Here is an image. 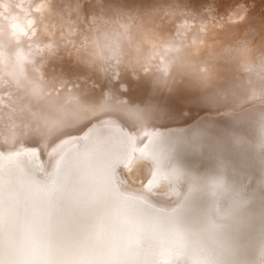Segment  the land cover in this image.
I'll use <instances>...</instances> for the list:
<instances>
[{"label": "rangeland", "instance_id": "374dc122", "mask_svg": "<svg viewBox=\"0 0 264 264\" xmlns=\"http://www.w3.org/2000/svg\"><path fill=\"white\" fill-rule=\"evenodd\" d=\"M140 23L157 29L155 44L140 40ZM165 29L175 47L166 46ZM260 38L261 43H252ZM251 49L250 59L241 65V53ZM213 58L224 68L234 66L229 70L233 79L218 71L210 81L198 83V73H208ZM185 85L190 87L181 90ZM0 98V135L8 141L32 135L47 142L61 131L90 126L110 111L142 122L175 115L186 122L166 130L165 141L162 135L160 140L184 159L190 172L201 176L219 166L253 164L258 152L264 153L259 139L264 123V110H259L264 109V0H0ZM240 122L234 140L224 144L211 136ZM122 171L130 186L142 185L150 174L142 158L123 164ZM163 182L158 188L165 194Z\"/></svg>", "mask_w": 264, "mask_h": 264}, {"label": "bare ground", "instance_id": "6f19581e", "mask_svg": "<svg viewBox=\"0 0 264 264\" xmlns=\"http://www.w3.org/2000/svg\"><path fill=\"white\" fill-rule=\"evenodd\" d=\"M78 16L74 15L80 18ZM137 27L140 40L146 41L147 46L155 44L152 38L153 32H157L156 28L145 26L144 23ZM164 32L166 46L175 47L168 42L171 34L168 35L166 29ZM146 38L150 39L148 43ZM261 40H252V43L259 44ZM253 52L254 49L242 52L239 63L244 64L242 61L250 59L249 54ZM215 59L208 73L202 76L198 73V83L210 81L211 74L218 71H224V75L233 79L229 70L234 66L227 64L224 68L221 60ZM184 60L181 66L186 62L191 63L187 60L184 63ZM189 77L190 80L194 79L191 74ZM183 83L188 82L186 80ZM186 87L181 90L190 86ZM230 95H225L228 100L222 101L232 102ZM3 101L2 98L0 102ZM136 119L110 111L97 117L90 126L87 123L89 128L84 121L81 122L85 123L83 126L81 124L82 127L61 131L47 142L32 135H24L17 140L11 136L8 141L0 135V264H97L84 252L58 253L45 241L39 226L32 220L33 209L42 204H51L52 231L67 234L84 225L91 209L100 208L91 220L94 227L92 235L96 240L111 236L108 248L114 254L127 250L125 242L118 237L121 231L132 234L150 231V239L142 241L149 251L137 264H264V153L257 149V152L261 151L258 152L259 156L257 154L259 160L251 162L253 164L245 162L235 166H219L198 176L190 172L184 159L174 155L172 147L163 139L166 130L181 126L186 121H179L175 115L164 118V121L142 122ZM96 123L105 124L108 129L104 127L98 130L99 124ZM241 124L232 123L211 136L216 141L221 139L225 144L239 135ZM261 128L259 139L264 140V123ZM161 135L164 141L160 140ZM249 156L253 157V154ZM140 158L148 165L150 174L145 181L140 179L142 185L137 186V183L136 186H130L124 182L121 165H129L134 159ZM85 171L93 188L87 207L72 195V177L80 176ZM138 176L144 175L140 173ZM64 178L67 181L65 192L54 190ZM163 178L165 194L158 188ZM5 181L8 182L7 200ZM110 264L121 262L113 260Z\"/></svg>", "mask_w": 264, "mask_h": 264}, {"label": "snow or ice", "instance_id": "6c2138e0", "mask_svg": "<svg viewBox=\"0 0 264 264\" xmlns=\"http://www.w3.org/2000/svg\"><path fill=\"white\" fill-rule=\"evenodd\" d=\"M123 169V165L121 168ZM86 171L80 176L72 177L73 191L72 195L77 197L79 201L86 207L90 203V196L93 194V188L85 176ZM66 178L60 181L54 190L65 192ZM8 182L5 181V200H7ZM40 191L39 188L36 189ZM51 204H42L33 209L32 220L41 230L45 241L58 253L68 251H78L87 254L88 258L95 260L97 264H110L111 261H119L121 264H137L140 258L146 254L149 249L142 244L144 239H150V231L138 232L135 234L121 231L119 238L127 245L126 251L118 254L112 253L108 248V239L106 236L103 240H96L92 235L93 226L91 224L92 217L97 215L100 208L90 210L88 219L84 225L74 230L71 234L63 232H53L50 228Z\"/></svg>", "mask_w": 264, "mask_h": 264}]
</instances>
